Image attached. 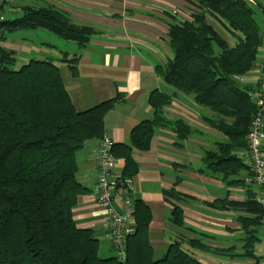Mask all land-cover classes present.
Listing matches in <instances>:
<instances>
[{"label":"trees","instance_id":"trees-1","mask_svg":"<svg viewBox=\"0 0 264 264\" xmlns=\"http://www.w3.org/2000/svg\"><path fill=\"white\" fill-rule=\"evenodd\" d=\"M190 18L168 22L172 57L158 64L157 73L180 92L193 97L207 109L203 120L225 137L204 156L207 171L227 185H242L248 194L244 202L252 213L247 218L250 247L262 229V206L253 183L252 167L239 155L248 151V133L259 111L252 93L255 87L242 84L241 77L256 68L264 46V3L261 0H186ZM23 14L6 19L5 33L17 29L43 28L61 38L86 46L98 30L74 23L70 15L55 8L24 6ZM260 14V15H259ZM224 30L233 44L212 23ZM1 41V42H2ZM0 42V264H204L184 248V237L169 246L160 259L150 242V207L133 200L136 225L127 236V258L101 257L99 240L92 230L77 226L73 210L85 186L77 179V153L90 139L104 137V118L120 96L80 111L64 83L60 66L49 59H31L16 67L13 50ZM80 55L64 51V58L75 74ZM172 95L155 89L149 103L155 109L152 119L136 125L129 143L113 146V155L125 166L116 196L129 187L127 180L138 172L134 149L148 151L157 127H170L181 140L194 128L183 119L170 120L165 107ZM264 152V147H263ZM249 170L245 178L240 176ZM179 201L175 188L165 191ZM171 221L189 231L184 211L174 204ZM252 240V241H251ZM193 247L205 244L189 238ZM253 251V250H252ZM251 251V252H252Z\"/></svg>","mask_w":264,"mask_h":264},{"label":"crops","instance_id":"crops-1","mask_svg":"<svg viewBox=\"0 0 264 264\" xmlns=\"http://www.w3.org/2000/svg\"><path fill=\"white\" fill-rule=\"evenodd\" d=\"M2 1L4 14L13 15L9 18L20 17L24 6L55 7L70 15L74 23L98 30L86 46H79L80 50L75 52L80 55L75 74L66 62L58 63L64 58L60 45L64 43L52 31L32 29L37 39H29L32 42H28L27 50L21 51L22 54L5 45L10 32L1 44L13 50L17 58L21 55L22 64L31 59L56 61L80 111L120 96L104 118V135L112 138L115 144L129 143L132 129L154 117L155 109L150 105L149 97L155 89L172 95V102L164 109L166 117L183 119L195 129L190 137L181 140L170 127H157L148 151L134 149L138 172L128 178V193L114 199L115 207L121 212L126 211L128 195L141 199L150 207L149 234L155 258H162L174 240L184 237V248L204 264H261L264 252L262 246L258 248V242L261 233L264 239L263 230H259L254 247H250L245 226L247 218L253 215L246 206L229 204L246 201V187L227 185L207 171H200L206 168L203 162L206 152L213 150L215 143L225 137L203 120L207 109L197 104L192 96L166 83L156 70L158 64H164L172 57L168 22L172 18H190L193 6L185 0ZM85 7L91 9L87 12ZM20 33L23 41L33 38L28 31ZM259 74L256 67L245 75L248 81L245 84L255 87L254 97L258 96ZM101 139L88 140L77 153V179L85 190L78 196L73 217L78 227L92 230L98 238L100 256L113 257L117 253L107 214L99 205L95 190L98 175L96 152ZM239 155L250 165L248 151H240ZM124 166L125 160L118 159L117 175H122ZM248 173L249 170H243L240 176L245 178ZM173 188L181 195L179 201L165 193ZM252 188L257 198L259 187L253 184ZM175 203L183 208L186 226L195 231L172 223ZM130 222L135 227L133 215ZM189 238L200 240L205 247H193L187 241Z\"/></svg>","mask_w":264,"mask_h":264},{"label":"built area","instance_id":"built-area-1","mask_svg":"<svg viewBox=\"0 0 264 264\" xmlns=\"http://www.w3.org/2000/svg\"><path fill=\"white\" fill-rule=\"evenodd\" d=\"M0 0V42L5 33L3 22L7 19ZM259 68L258 96L254 100L258 104L259 111L251 122L248 133V156L253 175L248 178L249 182L259 187L258 201L264 206V58ZM115 142L109 136L104 135L96 152L98 162V175L95 182L97 201L105 210L108 218L110 234L113 246L120 260L127 258V236L132 233L135 227L131 224L130 218L133 210V200L128 195L125 199V212L119 211L114 204V194L117 187L121 184V175H117L116 167L118 159L113 155ZM130 182L127 180V183ZM129 187L123 190V194L128 193ZM264 232V219L262 223Z\"/></svg>","mask_w":264,"mask_h":264},{"label":"rangeland","instance_id":"rangeland-1","mask_svg":"<svg viewBox=\"0 0 264 264\" xmlns=\"http://www.w3.org/2000/svg\"><path fill=\"white\" fill-rule=\"evenodd\" d=\"M186 1V0H185ZM263 3H264V0H261ZM91 8H86L85 7V10L88 12ZM260 15V14H259ZM5 16H7L8 18L9 17H13V15L9 14L8 12H5ZM6 17V18H7ZM7 18V19H8ZM9 19H15V18H9ZM215 27L220 31L221 35L226 38L231 44H233V41L231 40V38L229 37V35L224 31L222 30L218 24H215L214 22H212ZM261 24H262V28H263V31H264V18L261 19ZM19 30V31H18ZM38 30H41V29H38ZM27 34H32L33 35V38H28V39H25L24 41L22 40L20 36V32H27ZM35 31H33L32 29H17V30H14V31H11L10 33H8V37L7 39L5 40V45L7 47H11V48H14L18 51V54H22L21 51H26L28 47V42H32L30 41L29 39H33V40H36V35L34 34ZM40 32V31H39ZM60 40L64 43V44H60L61 45V49L66 51L68 50L70 52V55L72 56L76 51H79L80 50V47L78 44L74 43V41H69V40H65V39H62L60 38ZM2 43V42H1ZM170 46V45H169ZM22 49L20 50L19 49ZM263 58H264V46L260 48L259 50V53H258V60H257V63H256V67H258L261 62L263 61ZM22 56L21 55H18V58H17V63H16V67H20L22 65ZM63 59V58H62ZM59 64H64L65 62L63 61H58ZM247 77V76H246ZM241 82L242 84H245V83H248L247 81V78H245V76L241 77ZM251 167V166H250ZM254 184V183H253ZM261 241L258 242V248H260L262 246V251L264 252V239H263V236H262V233H261ZM263 259V258H262ZM255 264V263H253ZM261 264H264V260H262V263Z\"/></svg>","mask_w":264,"mask_h":264}]
</instances>
